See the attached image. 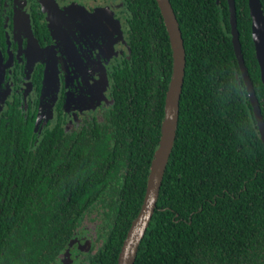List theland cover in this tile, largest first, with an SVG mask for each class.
Returning a JSON list of instances; mask_svg holds the SVG:
<instances>
[{"label":"trees","instance_id":"obj_1","mask_svg":"<svg viewBox=\"0 0 264 264\" xmlns=\"http://www.w3.org/2000/svg\"><path fill=\"white\" fill-rule=\"evenodd\" d=\"M132 33L116 67L112 113L127 142L35 139L32 122L0 119V264H57L84 217L107 239L89 264H117L144 199L172 73L155 0H121ZM185 50L173 147L133 264H264V148L240 76L226 0H169ZM241 53L264 122V86L248 0H234ZM264 13V0H260ZM123 61V60H122ZM121 134V135H120ZM114 142L99 146L97 143Z\"/></svg>","mask_w":264,"mask_h":264},{"label":"flooded vegetation","instance_id":"obj_2","mask_svg":"<svg viewBox=\"0 0 264 264\" xmlns=\"http://www.w3.org/2000/svg\"><path fill=\"white\" fill-rule=\"evenodd\" d=\"M45 1L52 5L51 0ZM54 1L59 7L48 11L52 19L50 28L43 10L44 2L0 0V66L4 73L0 83V119L10 115L22 118L25 123L31 121L36 141L46 131L56 129L61 137L72 140L93 138L97 142V136L107 138L109 135L115 141L120 140L119 143L127 142L126 135L114 136L126 132L121 122L112 117L117 108L112 90L114 73L118 65L129 61L132 46L123 1L106 0L103 5H100L103 0ZM73 5L85 9L81 21L75 17L64 19L61 15V11ZM101 8L108 9L110 17L118 22L107 29L103 42H99L98 36L103 28L100 20L104 19ZM54 52L64 56L62 61L56 62L57 96L50 108L52 115L45 118L44 125H39L47 65L38 60L42 56L50 62ZM69 92L74 94L72 100L84 97L87 101L80 106L73 102L69 105ZM66 105L73 109L70 114L66 112ZM114 142L101 140L97 144ZM106 239L100 217L86 215L57 264H89Z\"/></svg>","mask_w":264,"mask_h":264},{"label":"water","instance_id":"obj_3","mask_svg":"<svg viewBox=\"0 0 264 264\" xmlns=\"http://www.w3.org/2000/svg\"><path fill=\"white\" fill-rule=\"evenodd\" d=\"M155 1L160 10L168 34L172 53V73L165 97V110L161 126V137L151 164L142 206L126 234L118 255L117 264L134 263L137 249L156 206L163 174L173 147L178 124L179 99L185 72V50L181 31L169 0ZM226 1L229 13L230 36L235 58L248 101L252 108L259 137L264 148V122L261 116L258 100L255 96L253 84L249 78L241 53V45L237 31L235 2L234 0ZM248 9L251 21V38L254 46L255 59L260 70V80L264 86V13L260 0H248ZM54 21L56 22L57 19L53 20V23Z\"/></svg>","mask_w":264,"mask_h":264},{"label":"rangeland","instance_id":"obj_4","mask_svg":"<svg viewBox=\"0 0 264 264\" xmlns=\"http://www.w3.org/2000/svg\"><path fill=\"white\" fill-rule=\"evenodd\" d=\"M45 0H40L41 3H43ZM103 2V3H102ZM102 4H105L104 2H106V0H103ZM51 3L53 5H48L46 3V1L43 3V10L46 13V22L48 24V26L50 28H52V20L51 17L48 14V11L50 8H55L57 9V7H59V5L54 1L51 0ZM22 10H24L22 8ZM101 10H104V19L100 20V23L102 24L103 28L99 31V42H103V38L107 37L106 34L108 33V28L109 27H113L114 25H116L118 22H116L114 19H112L110 17V12L108 11V9H103L101 8ZM61 15L65 18H77V20L81 21V19L85 16V9L79 7L78 5H73L71 8L65 10V12H60ZM66 15V17H65ZM91 15V14H90ZM15 17H17V12L15 13ZM23 17V16H22ZM17 18H15V24H16ZM21 23L24 24V21L21 18ZM120 36V34H119ZM99 44V43H98ZM58 52H54L52 58L50 59V62H48V59L46 57H42L40 56L39 60L42 63H45L47 65V69H46V75L44 78V91H43V99H42V107H41V112L39 114V121L38 124L41 125L44 123V120L47 116H51L52 115V111H51V106L53 105L55 98L57 96V91H58V82H59V75L56 69V62L62 61L64 56H60L58 55ZM0 61H1V57H0ZM3 68L2 66H0V83H2L3 81ZM2 94H0L1 96ZM74 94L70 92L68 93V98H69V105L73 103H76L78 106H80V103L82 102V104H85V101H87L84 97L81 98H77V99H71V97ZM68 110L67 114H70L71 111L73 110L72 108L68 109V106L66 105V112ZM44 125V124H43ZM42 125V126H43ZM88 225H92L91 222H88Z\"/></svg>","mask_w":264,"mask_h":264}]
</instances>
